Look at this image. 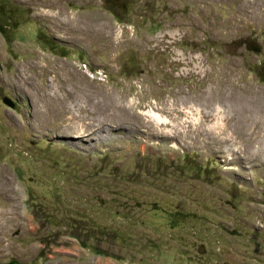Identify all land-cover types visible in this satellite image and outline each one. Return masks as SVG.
<instances>
[{"label": "rangeland", "instance_id": "rangeland-1", "mask_svg": "<svg viewBox=\"0 0 264 264\" xmlns=\"http://www.w3.org/2000/svg\"><path fill=\"white\" fill-rule=\"evenodd\" d=\"M0 264H264V0H0Z\"/></svg>", "mask_w": 264, "mask_h": 264}, {"label": "crops", "instance_id": "crops-1", "mask_svg": "<svg viewBox=\"0 0 264 264\" xmlns=\"http://www.w3.org/2000/svg\"><path fill=\"white\" fill-rule=\"evenodd\" d=\"M68 244L55 248L53 249V252L55 253H59V254H64L65 252L68 253V255H70V252H74L77 255H84L86 254V249L87 248H83L81 246L76 245L77 240L75 238H71L68 241H66ZM67 255V256H68ZM60 259H65L64 261H66L67 259L71 260L72 258L69 257H60Z\"/></svg>", "mask_w": 264, "mask_h": 264}, {"label": "trees", "instance_id": "trees-1", "mask_svg": "<svg viewBox=\"0 0 264 264\" xmlns=\"http://www.w3.org/2000/svg\"><path fill=\"white\" fill-rule=\"evenodd\" d=\"M239 42H240V44H244L245 47H247L250 50H253V51L259 50L255 47V44L252 41H246V39H243V40H240Z\"/></svg>", "mask_w": 264, "mask_h": 264}, {"label": "water", "instance_id": "water-1", "mask_svg": "<svg viewBox=\"0 0 264 264\" xmlns=\"http://www.w3.org/2000/svg\"><path fill=\"white\" fill-rule=\"evenodd\" d=\"M3 103H5L6 105L10 106V107H13L14 106V102L11 98L9 97H3L2 99Z\"/></svg>", "mask_w": 264, "mask_h": 264}]
</instances>
